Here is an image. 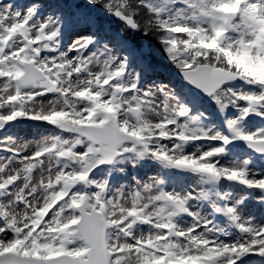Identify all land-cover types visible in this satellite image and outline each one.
<instances>
[{"label":"snow or ice","instance_id":"obj_1","mask_svg":"<svg viewBox=\"0 0 264 264\" xmlns=\"http://www.w3.org/2000/svg\"><path fill=\"white\" fill-rule=\"evenodd\" d=\"M0 153V264H264V0H0Z\"/></svg>","mask_w":264,"mask_h":264},{"label":"rangeland","instance_id":"obj_2","mask_svg":"<svg viewBox=\"0 0 264 264\" xmlns=\"http://www.w3.org/2000/svg\"><path fill=\"white\" fill-rule=\"evenodd\" d=\"M21 0H5V2H12L14 4H24L27 5L28 3L32 2V0H27L26 3H20ZM40 2L42 4H44L46 7L55 3H64V4H68L71 2H67L66 0H40ZM76 2L80 3L81 5L84 4V0H77ZM113 27L114 28H119V23L118 22H113ZM130 33V32H129ZM126 34V33H125ZM130 41L135 44L136 46H141L143 45L144 47H146L149 51H153V52H157L159 57L162 59L161 61H163L165 63V65L168 66V69H170V71L165 70L164 68L162 69V67L159 66H155L156 67V72L154 73V75L152 77H149L148 79H152V78H156L159 80H163L165 82L167 81H172L173 83L179 84L180 83V77H179V73L178 70L175 69L170 63L169 61L166 59L164 53L162 51H159L158 49H156L154 47V45H156L160 50V45L156 42V40L154 39V41L151 40V42L149 41V39H146L143 35L137 33L135 36L131 33L130 35ZM67 42V41H66ZM156 59V58H155ZM158 60V59H157ZM174 72V73H172ZM165 73V74H164ZM215 116V119L218 121L219 120V115L215 113L214 108H210L209 109ZM23 124L26 125H31L33 123H37V122H31V121H23ZM51 126H47L44 125L42 126V128L40 129L41 131H45L47 128H50ZM18 131L24 136L25 139L27 140H31L33 138V133L36 132V129H33L31 127H22L20 129H18ZM0 155H4L3 153H0ZM157 171L156 167L150 166L146 169H141L138 171V175L140 177H146L147 175H152L155 174ZM127 182V181H124ZM18 183H22V181H19ZM237 193H240V189L237 188ZM243 215L245 216H253L255 218L256 222H260L262 220H264V207H261L259 204L255 203L254 201H247L246 205L244 206V211H243ZM253 259H259L258 257H253Z\"/></svg>","mask_w":264,"mask_h":264},{"label":"trees","instance_id":"obj_3","mask_svg":"<svg viewBox=\"0 0 264 264\" xmlns=\"http://www.w3.org/2000/svg\"><path fill=\"white\" fill-rule=\"evenodd\" d=\"M145 37V36H144ZM129 38V37H128ZM146 39H149V41L151 42V40L152 41H154V39H153V37H151V36H147V37H145ZM130 39V38H129ZM154 47L156 48V49H158V50H160L156 45H154ZM161 51V50H160ZM156 54H158L157 52H155Z\"/></svg>","mask_w":264,"mask_h":264}]
</instances>
